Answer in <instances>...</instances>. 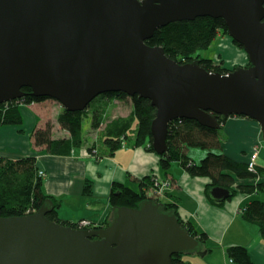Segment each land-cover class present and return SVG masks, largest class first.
Listing matches in <instances>:
<instances>
[{"label":"water","instance_id":"obj_1","mask_svg":"<svg viewBox=\"0 0 264 264\" xmlns=\"http://www.w3.org/2000/svg\"><path fill=\"white\" fill-rule=\"evenodd\" d=\"M202 16L224 20L246 65L210 72L144 42L170 22ZM24 87L72 112L107 92L148 99L159 155L177 118L218 130V116L241 115L260 125L264 140V0H0V103L19 99ZM137 205L114 206L106 226L91 228L49 220L50 198L35 213L0 217V264H172L173 255L206 253L165 204Z\"/></svg>","mask_w":264,"mask_h":264},{"label":"trees","instance_id":"obj_2","mask_svg":"<svg viewBox=\"0 0 264 264\" xmlns=\"http://www.w3.org/2000/svg\"><path fill=\"white\" fill-rule=\"evenodd\" d=\"M227 34V27L222 18H211L208 16L196 17L191 21L170 22L159 27L144 42L150 46H161L165 55L182 64L192 62L197 59L199 65L210 72L226 73L229 68L236 65L224 66L223 61L212 60L208 56H201L198 51L208 48L219 35ZM232 43L241 48L237 41ZM23 95L19 99L9 100L0 103V126L21 125L22 113L20 106L28 105L32 102H42L46 97H37L32 94L29 88H21ZM129 99L131 102V112L128 116L107 119L104 99ZM155 107L150 101L142 96H127L123 92H107L99 94L92 100L85 109L81 111H68L66 109L56 117L59 127L67 132L65 137H53L52 124L47 123L43 129H34L32 137L34 144L45 146L52 154H68L70 151L83 143V119L88 117L91 128L97 129L104 124L103 139L110 153L122 146L125 140H132L134 146H144L147 150L155 151L152 147L151 122L155 115ZM240 117H244L239 115ZM237 116V117H239ZM221 127L216 130L208 126H202L196 120L188 118L173 119L167 124L166 151L158 154L160 167L163 171L168 170L172 162L177 161L181 167L192 177H204L208 180L205 186V193L209 201L220 205L223 200H219L211 195L212 187H223L228 189L232 196L237 193L255 194L247 201L240 210L241 218L255 224L257 232L264 240V201L257 193L264 191V166L256 165V171L250 172L246 168V162H238L229 158L220 146L223 122L225 119L218 116ZM221 131V133H220ZM200 148L206 150L205 155L195 162L186 154L187 148ZM215 149H221L216 152ZM91 150V148L89 149ZM38 166L33 155H25L19 158H8L0 156V217L22 216L35 213L37 209L50 198L53 203L52 210L46 217L49 220L59 222L63 225L78 228L80 220L71 222L61 219L57 215L59 200L45 194L42 188L43 177L38 174ZM154 176H144L138 182V188L131 187L118 182H112L109 191V205L136 207L144 199L154 200L149 189L154 186ZM244 179H253L246 182ZM238 181V183H237ZM241 181V182H239ZM89 188V183L87 185ZM88 191V189H87ZM229 199V198H226ZM157 200V199H156ZM166 209L172 210L178 216V223L188 231V233L204 244L207 235L198 231L188 220H184L177 212L175 204L164 202ZM111 215V212L108 216ZM101 225L93 223L85 228L102 227L112 219L109 217ZM112 217V215H111ZM203 246V245H202ZM204 248V246H203ZM226 256L230 257L233 264H253L251 255L244 245L233 244L225 249ZM182 253L173 255L172 264H187Z\"/></svg>","mask_w":264,"mask_h":264},{"label":"crops","instance_id":"obj_3","mask_svg":"<svg viewBox=\"0 0 264 264\" xmlns=\"http://www.w3.org/2000/svg\"><path fill=\"white\" fill-rule=\"evenodd\" d=\"M215 39L217 45H222V50L214 49L213 56L210 57L212 60L223 61L224 66L247 62L245 52L225 35H219ZM125 100H103L106 114L109 107L112 108L109 119L130 114V101L126 104L129 109L127 113H117L125 107ZM61 110L60 103L51 99L32 102L29 105L22 104V124L0 126V156L11 159L25 155L35 156L38 170L44 173V193L59 200L58 217L71 222L87 219L101 225L110 212L112 215L108 196L112 182L137 189L138 182L144 176L152 175L167 182L165 195L160 197L159 201L175 204L178 214L184 220L190 221L198 231L208 236L203 244L206 253L201 257L217 252L219 261L213 264H228L226 247L239 244L247 247L253 264H264V240L257 232L256 225L242 219L240 212L243 205L255 194L237 193L216 205L209 201L204 191L208 180L200 176H190L177 161L172 162L168 170L163 171L155 151L147 150L143 145L134 146L133 141L127 139L119 149L110 153L104 141L102 144L99 142L100 136L96 137L99 131L103 139L105 123L97 129H92L95 136L83 132V143L73 148L70 153L52 154L45 146L34 144L31 132L35 125V129H43L50 122L53 137L67 136V132L56 122ZM222 125L226 137L220 146L229 158L240 163L246 162L253 145L262 146L260 125L253 119L229 116ZM186 154L195 162L205 155L200 148L191 147L187 148ZM212 241L217 247L209 245L208 242ZM190 254L187 255L195 256V253ZM187 262L193 264L191 260ZM204 262L201 260L198 264Z\"/></svg>","mask_w":264,"mask_h":264},{"label":"rangeland","instance_id":"obj_4","mask_svg":"<svg viewBox=\"0 0 264 264\" xmlns=\"http://www.w3.org/2000/svg\"><path fill=\"white\" fill-rule=\"evenodd\" d=\"M227 38H229L230 39V41H232V39L228 36V34H224ZM224 35H221V36H224ZM216 40V39H215ZM214 40V42L208 47V48H206V49H203V50H199L198 51V53L201 55V56H208V57H211V56H213V50L215 49V50H222V45H217L216 44V41ZM243 50V49H242ZM247 62H248V60H247ZM246 62V63H247ZM246 63H238V65H246ZM125 100V99H124ZM126 102H124L125 103V107H123V110H120L119 112H117L118 114L119 113H123V114H125V113H127L128 111H129V109H128V106L126 105V104H128V101H130V98L128 99H126L125 100ZM58 102V101H57ZM59 103V102H58ZM29 105V104H28ZM105 109H106V107H105ZM107 110V109H106ZM111 111H112V108L111 107H109V112H108V114H106L107 115V119H109V114L111 113ZM84 121H83V125H82V131L84 132V134H88V135H94L95 136V133L94 134H92V132H94V131H92V129L93 128H91V125H90V120H89V118L88 117H86V118H84L83 119ZM104 127V126H103ZM36 128V125L33 127V129H32V131L34 130ZM87 129H89L88 131H86ZM94 130V129H93ZM101 131V130H100ZM32 133V132H31ZM30 133V134H31ZM220 133H221V131H220ZM222 135L224 136V138L221 140V142L222 141H224L225 140V133L223 132V129H222ZM98 136H100L99 137V142H101V144L103 143V141H102V136H101V134L99 135V131L97 132V135H96V137H98ZM125 142H123L122 143V145L124 144ZM261 147L259 148V154H258V160H257V165H260V166H264V140H262L261 141ZM194 149H197V148H194ZM202 150V149H201ZM220 150L221 149H215V151L216 152H220ZM202 151H204V150H202ZM207 151L205 150L204 151V153H206ZM43 176H44V174H43ZM246 182H248V181H252L253 179H244ZM154 187V186H153ZM153 187H151L150 189H149V191H151V195L153 196V198L155 199H157V201H159V200H161V198L160 197H162V196H164L165 195V192H166V190H167V188H166V190L164 191V193L163 192H161V193H156L155 191H154V188ZM257 196L261 199V200H263L264 201V191H260V192H258L257 193ZM155 199V200H156ZM209 243V245H212L213 244V247H217L216 245H214V244H216V243H213V241L210 243V242H208ZM216 254H218L217 252H213L212 253V255H211V253H208V255H205L204 257H200L199 255H197L196 256V254H195V256H190V255H183V258L187 261V260H191V263H193V264H198V262H200L201 260H203V262H204V258H205V262L204 263H202V264H213V263H216V262H218L219 261V259L217 258V256H216ZM203 256V255H202ZM228 257V256H227ZM231 260V258L230 257H228V259H227V261H228V264H233V261H230ZM230 261V262H229ZM187 264H189L188 262H187Z\"/></svg>","mask_w":264,"mask_h":264},{"label":"built area","instance_id":"obj_5","mask_svg":"<svg viewBox=\"0 0 264 264\" xmlns=\"http://www.w3.org/2000/svg\"><path fill=\"white\" fill-rule=\"evenodd\" d=\"M259 148H260V146H258L257 144H254L252 149H251V151H250V153L248 154V160L246 161V168H248V170L250 172H255L256 171L257 160H258V157H259L258 156ZM38 174L40 176H43L44 173H43V171L39 170ZM153 180H154V187H153L154 191L156 193H161V192L164 193V191L166 190V187H167V182L161 181L156 176H154ZM90 224H91V222L88 221L87 219H81L80 223L78 225V228L85 227V226H88ZM230 261H232V259Z\"/></svg>","mask_w":264,"mask_h":264},{"label":"flooded vegetation","instance_id":"obj_6","mask_svg":"<svg viewBox=\"0 0 264 264\" xmlns=\"http://www.w3.org/2000/svg\"><path fill=\"white\" fill-rule=\"evenodd\" d=\"M186 261V260H185Z\"/></svg>","mask_w":264,"mask_h":264}]
</instances>
